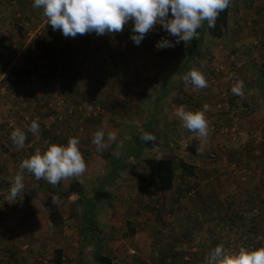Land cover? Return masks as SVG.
Returning a JSON list of instances; mask_svg holds the SVG:
<instances>
[{"label":"rangeland","instance_id":"rangeland-1","mask_svg":"<svg viewBox=\"0 0 264 264\" xmlns=\"http://www.w3.org/2000/svg\"><path fill=\"white\" fill-rule=\"evenodd\" d=\"M13 4L9 3L8 0L3 7H0V15L2 14L0 18L7 17V12L13 14L15 8L12 6ZM31 7L30 5L29 8ZM24 11H22V16H24ZM42 11V8H39L35 14V11L30 9L26 10L25 13H27V16L29 15L28 12L35 14L36 19H34L39 21L36 23L37 25L40 22H45V20L42 21L40 16ZM169 17H171V13H169ZM133 27L134 24L129 22L120 33L97 36L95 32H92V34L95 33L92 38H98L99 44H101V40L105 42L108 38V42L115 39L118 41V45L110 50L109 55L116 62L114 56L117 51L119 52L117 62L125 63L128 60V65L121 66L122 70L117 67H110L109 62H112V60H100L102 53L106 51L104 47L98 48L99 51L92 50L91 53L94 54L88 61H79L87 58L83 57L85 56L82 54L83 51L80 53L75 51L80 35L75 38L65 37L61 31L53 30L51 27L50 31H43L41 34L32 35L27 33L22 39L21 45L15 46L9 45L7 42L6 21L0 23V50L7 54L5 61L7 57L9 58L6 66L12 63L18 65L23 63L25 66L29 65L30 68H33V65H35L37 74L33 76L32 85L37 86L36 83H39V87L35 89L42 93L39 94L38 92L40 98V102H38L35 96L27 97V93L23 88L16 92L14 98L9 93L4 95L6 91L0 92V96H5L6 100L3 98L4 102L8 101L4 104H9V107L5 108L0 114L1 132L3 133L5 129H13L14 126L22 130L23 125L29 126L32 120H37L39 132L36 135L33 134V137H39L38 141L36 140L38 143H36L41 148H47L52 143L66 145L70 137H77L80 141V150L87 163V172L84 175L61 181L57 189L53 190L54 194L59 195L56 200L62 203L63 196L69 193V181L79 180L82 183L83 194L81 196L70 194L71 198L78 197L81 204L77 203L78 199L73 200L71 208H76V206L77 208L74 212H71V217L68 220L66 219L67 221L61 219L50 223L41 215V224H80V228H82L78 239L88 242L92 240L95 242L96 238L94 237L106 232L100 224H127L126 222L143 224L140 231L143 234L146 233L144 237L148 238L147 242H143L144 244L141 242L142 245H139L141 240L131 239L130 242L124 240L121 242L116 241L117 243L104 242L100 246L99 249L103 255L111 256L116 260L125 258L126 261L122 264H148V260L150 264H186L182 255L193 246L198 247L197 253L192 255V260H195L193 264H205L204 257H207L216 247H212L214 244H222L228 252H234L235 249L239 250V248L246 246L249 249L257 248L255 244H257L256 240L258 238L254 239L252 234L248 235L253 236L251 239H242V237L238 239L239 225L237 224L240 223L239 221L235 224H229L230 229L225 227L219 229V226L215 224L218 209L227 212L226 201H236V204H238L240 200L237 197L234 199L235 192L228 190L229 187L233 188L234 184L240 181L235 178H232L231 181L226 174L229 169H233V171L240 170L241 163L235 162L227 168L228 150L231 148L227 145L230 138L228 137L229 132L226 130V122L228 118H231L232 121L234 116L227 117L228 113L226 116L218 115V111L224 106V103L220 100H214L211 87L217 88L218 98L224 99L226 95V92H223L224 80L235 81L239 78L237 75L240 74V69L246 74L244 77L249 78L248 82L256 73H260L261 70L264 72V42L261 43L264 38V0H238V3L233 6L230 12V30L225 37L217 39L205 31L200 46V56L191 62H194V67L198 69H203L205 66L215 69V79L210 78L208 84L210 87L207 86L206 90H194L191 84L190 87L188 85L186 87L184 80H181L183 79L181 76L173 75L171 78L173 80H168V74L173 71V67L178 66L179 62L186 59L185 43L183 41L176 44V37L171 36L162 25L158 24L153 31L147 34L146 39L148 40L146 43L142 41L136 47H132V45L125 47L126 39L133 35ZM109 35L111 36L108 37ZM164 38L172 41L175 46L157 49V43ZM247 39L249 40L247 41ZM256 39L257 45L254 44ZM121 45H123L122 48ZM258 45L263 48L260 53L256 49ZM90 67H94L92 71H96L89 72ZM58 69L62 73L65 72V75H68L71 81L75 79L72 76L73 74H77L78 77L81 76L84 79L90 75L92 77L87 79V83L80 84L77 88L73 87L72 84L67 85L69 92L63 91L64 106L53 109L50 104L55 102L58 94L53 91L52 82ZM95 75L97 77L101 75L100 85L96 87L90 83V79L92 82ZM166 81V88L171 87L166 97L156 107V109L158 107L161 109L155 114L156 129L154 131L157 133V137L150 147L144 149L143 156L139 159H129L135 161L132 167L122 171L116 170L113 179L112 175L109 174L112 170L111 165L109 166L110 155L119 149H123V147L133 150L138 149L140 146H144L145 141L148 142V134L145 135L143 132L141 135L139 132L140 138L138 140H127V144L124 141L131 137L130 133L133 134L128 126L139 127L147 118L150 113L149 110L152 108L150 105L158 99ZM221 82H223L222 86H220ZM29 83L31 85V82ZM86 94L92 98L85 99ZM218 103L222 104L217 107ZM79 104L85 106L82 107L81 112L76 111L72 114H66L68 107ZM205 104L210 106L207 118L210 131L206 138L198 140L194 137L197 133L190 132L182 126L181 120L176 116V110L183 106L185 110L193 111V109L196 110L197 107ZM251 104H253L252 100ZM257 106L264 107L261 104ZM24 113H29L32 119L24 122ZM56 113L62 115L60 120H56ZM78 113L82 116L81 123L78 121L80 116L77 115ZM210 115L214 118L211 119ZM238 115L239 117L234 118V120L238 122L239 119L240 124L242 115L241 113ZM261 118L259 120L262 122L256 126V131L259 130L260 125H262L261 130H264V117ZM10 119L13 120V126L8 128ZM80 126L82 127L81 131ZM99 129L105 130V141L110 144L103 151H97L96 146L92 143L93 135ZM108 131L116 133L115 142L107 141ZM2 133L0 136H2ZM142 135L146 140L141 139ZM257 137L258 135L252 130L249 132L247 139L253 140V144L256 145L254 147L258 151L255 153V157L261 161L258 166H255L257 170L255 174L264 175V144L263 150L260 151L259 147V142L264 143V141L258 140ZM47 138L50 140L49 144L44 142ZM118 144L122 147L117 148ZM10 146H13V144ZM198 146L200 147L199 152H197ZM226 147L229 149L225 150ZM242 151L244 152V150ZM189 152H191V155ZM167 153L187 160L192 159L196 169L193 176L177 180L173 190L163 192L156 187L154 181L150 182L146 175L143 158L149 155H166ZM116 157L114 155L112 160ZM235 158L237 157H233L234 160H236ZM233 159L232 161H234ZM248 167L251 168V166ZM191 190L195 192L191 194ZM209 193L210 196H208ZM212 194H214L213 199L215 200H211L212 205H210V208L206 206L209 212H205L204 204L209 203V200L213 197ZM247 198L252 199V196ZM216 201L220 202L219 208L213 212ZM27 202L29 201L27 200ZM262 203L264 204V196L259 204L252 203L251 205L257 206ZM262 208L264 210V205ZM12 209L15 210L14 207ZM254 209L259 211L258 206L252 208L253 213H255ZM22 212L11 211L7 213L4 209H0V224H2L0 226V250L7 251L6 255L11 256V258L26 253L29 260V254L33 256L31 258L43 255V253L45 255L47 250L39 248L37 244L39 241L34 239L33 235L27 239L26 236L32 231V228L28 227V224H32V219L25 218V220H28V224L27 221L26 224H20L24 218ZM242 215L245 224H251L250 220L252 221V219H247L244 212ZM261 218L259 217L258 224H264V211ZM6 224H15L17 229L19 227L21 229H18L17 232L12 228H8L4 232ZM256 230L262 236V239L259 238L262 241H260L258 247H264V228L257 227ZM72 236L78 237L77 234ZM5 239L6 243L11 240L12 248L6 246ZM227 240L232 244L228 243ZM239 240L243 242L240 243ZM135 242H139V244ZM25 244L27 247H22ZM95 245H80L78 240L75 244H68L66 247L71 255L74 254L73 256L80 257L79 264H97L94 259ZM90 250L92 251L89 254ZM1 252V255L4 254ZM201 252H204V257L199 260L196 256H199ZM206 252L207 256L205 255ZM71 260H66V263L70 264V262H73ZM9 262V264H12L13 260L10 259ZM23 263L27 264L25 261Z\"/></svg>","mask_w":264,"mask_h":264},{"label":"crops","instance_id":"crops-1","mask_svg":"<svg viewBox=\"0 0 264 264\" xmlns=\"http://www.w3.org/2000/svg\"><path fill=\"white\" fill-rule=\"evenodd\" d=\"M5 2L6 1H3V3H0V7H3L5 5ZM13 2H14V0H13ZM27 2L29 3L30 1L27 0ZM31 3H33V1H31ZM31 3H30V5L32 7L31 8L28 7V10H30V9L34 10L35 14H36L38 9L34 8L33 4H31ZM35 14H34V16L32 14V16H33L32 19H34L36 17ZM16 16L18 17L19 13H17ZM229 21H230V14H229ZM229 21H228V30H230ZM25 24H26V22H25ZM228 33H229V31H228ZM25 34L27 35V30H26ZM110 36L111 35H109L108 37H110ZM248 40L249 39H247V41ZM261 43H262V41H261ZM254 44L257 45V39H256V41L254 40ZM256 49H257V52L260 53L263 48L260 45H258V46H256ZM21 51H22V49H21ZM116 53L117 54H115V56H114L116 62H113L111 64L113 66L112 68L125 66L129 63V62H127L128 60L125 63L117 62L119 59L118 58L119 52L116 51ZM19 66L24 68V70L32 71V74L29 76V78L21 75L17 78V80H11V81L5 80V74L8 72L9 66L6 67L2 71V73H0V85H1L0 92L6 91V93L4 95H7L9 93L14 98V97H16L15 96L16 92H19L20 91L19 89L23 88L27 93L26 94L27 97H31V96L34 97L35 96V99L38 102H40L38 92H39V94H42V93L40 91H38V89H35L36 87H39L40 84L36 83L37 86L32 85L33 84L32 81H34L33 76H36V74H37L36 67H34L35 65H33V68H30L29 65L25 66V64H23V63ZM72 76H73V78H75L74 81H71V78H69L68 75H65V72H63V79H64V82L66 85V89H67L66 91L67 92H69L68 91L69 88L67 85L72 84L73 87L77 88L80 84L82 85V84L87 83L88 78L84 79L81 76L78 77L77 74H73ZM237 76H239V78L235 79V81L234 80H227V81L224 80L225 86H224L223 92H226L224 99L227 101L231 100L232 102H234L233 108L228 104V110H229L228 114L229 115L227 117H229V116H234V117H233L232 121H231V118L230 119L228 118L227 122H226V130L229 132L228 137L230 138L229 139L230 144L227 143V145H228V147L231 148L230 150H228L229 148H227V147L225 149V150L229 151V153H228L229 155L227 156L228 162H226V164L228 163L227 168H229V165L232 166L235 162H239L241 164H246L248 166L256 168L255 166L256 165L258 166V163L259 162L261 163V161L256 159V157H255V155H256L255 153L258 152L256 150V148L254 147L256 145L253 144V142H252L253 140L252 141L248 140L247 137L249 136V132L254 130L255 134L258 135V137H257L258 140L264 141V130H261L262 125H260L259 130H257V131L255 130L256 126L262 122L259 119H262L261 117H264V111H263L264 107H258L257 106L258 104H261L262 106L264 105V90L261 91V89L259 88V85H258L260 77H264V75L262 76L261 74L256 73L253 76V78H250V82H248L249 78L244 77V76H246V74L244 73V71L242 72V69H240V74H238ZM230 81H234V82H230ZM239 81L243 82V94L242 95H235L232 93L231 89H232L233 85ZM29 82H31V85ZM260 84H262V81L260 82ZM222 85H223V82H221L220 86H222ZM211 89L213 90L212 95L214 97V100H219L220 97L218 98V95L216 94V90H218V89L214 88V87H211ZM79 90H80V88H79ZM22 93H24V92L22 91ZM4 95L0 96V114L4 111L5 108L9 107V104H4V103H8V101L4 102V100H3V98L5 99ZM72 99L74 100V98H72ZM251 100H252L253 104H251ZM244 102H248L249 105L251 106V109H249V111H247V112H242L244 110V105H245ZM67 113L68 112L66 111V114ZM240 113L242 115V119H241V122L239 124V119H238V122H236L234 120V118H238L239 117L238 114H240ZM24 115H29V113H24L23 116ZM210 117H211V119L214 118V116H211V115H210ZM12 121L13 120L10 119L11 124H10V122L8 123V128L13 126ZM28 127L29 126H27V125L26 126L23 125V129L21 128L27 137V139L25 140V143H24V147L21 149H17V146L11 140V133L15 129H17L16 126H14L13 129L12 128L5 129V131L3 133L1 132V129H0V134L2 133V136H0L2 138V140L0 141V209L1 208L4 209L7 213H10L11 211L12 212L13 211H15V212L16 211L17 212L23 211L22 213L24 214V218L22 219V222L20 224H26V221L28 224V220H25V218H28V219L31 218L32 224L31 223L28 224V227L32 228V231L26 237H27V239H29L31 237V235H33L34 239L39 241L37 243L39 245V248L47 250V253L45 255H44V253H43V255L42 254L38 255L35 258H31L33 256L31 254H29V257H30V260H29L27 258L26 253H24L22 255L20 254V256H17V257L14 256L13 258H11V256L6 255L7 251L4 252L3 250H0L4 253L2 255L0 254V264H5V262H7L6 264H9L10 259L13 260L12 264H24L23 261H25L27 264H33V263L34 264H54L55 258L58 257L56 254L57 249H61V251H62L60 264H67L66 260L68 261L70 259H72L71 261H73V262H70V264H77V263L79 264L80 263L79 262L80 257L77 255L73 256L74 254L71 255V253L67 251L68 248L66 247V245H68V244L69 245L75 244L78 240L80 241V245L88 244L89 246L92 244L95 245L97 243H100V244H97V246L98 245L102 246L104 244V242H106V243H113V242L117 243V242H121L123 240L126 242H130L131 239H134L135 241L141 240L140 244H139V242H135V243L142 245L141 242L143 243V242L148 241V238L144 237V235L146 233L143 234L140 231L143 228V224H100L101 228L106 230V232L105 233L102 232L100 234V236L94 237V238H96L95 242H94V240L88 242L86 240L83 241L81 239H78L79 234H80V224H41V222H40V221H42L41 215H43L46 218V220H48L50 222V220L48 219V215L54 211H57L60 213L62 220H64V221L66 219L68 220V218L71 217V212H74L77 208V206H76V208H71V203L75 199H78L77 203H80V201H79L78 197L77 198H71V194H70L71 192L69 191V184L73 180L69 181V184H68V192L69 193H67L68 195L63 196V202L60 203L56 200L57 198H59V195L54 194L55 192L53 191V190L57 189V187L59 186L60 183L58 185H52V184H49L45 180H37L35 178V176L32 175L31 173H29L26 169L23 172H21L20 163L24 159L29 158L31 155L35 154V152L37 150L43 152L47 149L45 147L41 148L39 146V144H37L39 137L34 138L33 133L28 131ZM44 142L46 144L47 143L49 144L50 143L49 138L44 140ZM12 144H13V146H10ZM263 144L264 143L259 142L260 151L263 150ZM213 145H215V144H213ZM238 148H239V150H238ZM242 150H244V152ZM240 151H241V153H240ZM189 153L191 155V152H189ZM194 156H195V154H194ZM212 156H214V155H212ZM235 156L237 157V158H235L237 161L233 159V157H235ZM232 159L234 161H232ZM192 162H193V160H192ZM263 167H264V164H263ZM18 173L21 174L24 178V185H25L24 190L15 198L14 202H9V201H7V197H8L9 191H10V187H11L12 183L14 182L15 176ZM226 175H228L230 177L229 180H231L232 178H235L236 180L240 181V182H237L234 184L235 188L229 187L228 190L233 192V193L235 192L236 195L233 196L234 199H235V197L240 198V200L238 201V204L242 206L243 212L246 211V207H247L246 204L247 203L250 205L252 203L253 204H259V201L264 196V179H263L264 175L253 174L256 176L252 175L246 181H242L239 178L238 174H234L230 171ZM69 179H67V180H69ZM67 180H63V181H67ZM77 181L80 182L79 180H77ZM81 184L82 183L80 182V185ZM213 195L214 194H212L211 196H213ZM208 196H210V193L208 194ZM249 196H252V199L247 198ZM53 198H55V203L53 202ZM27 200L29 202H27ZM209 203H210V200H209ZM80 204H79V207L81 209ZM257 206H259V205H257ZM257 206H253V207L255 208ZM12 207H14L15 210L12 209ZM51 208H53V210H51ZM254 211H256V209H254ZM46 220H44V221H46ZM50 223H52V222H50ZM1 225L2 224H0V226ZM237 225H239V227H238L239 228L238 229L239 230L238 239L241 237H242V239H251L253 236H254V239L260 238V237L262 239V236L258 234V231L256 229H257V227L264 228V224H237ZM8 228H12V229L16 230L17 232H18V229H21L20 227L17 229L15 224H6L4 226V232ZM134 229L136 230V232L132 235L130 233V230H132L134 232ZM74 234H77L78 237L72 236ZM250 234H252L253 236H248ZM125 235H126V237H125ZM239 235H240V237H239ZM247 237H249V238H247ZM5 241H6V239L4 240V242ZM238 242L241 243L243 241L239 240ZM228 243H230V242L228 241ZM6 244H7L6 246L8 248H12L11 240H10V242H7ZM230 244H232V243H230ZM215 246H217V244H214L212 247H215ZM22 247H27V245L25 244ZM8 250L10 251V249H8ZM91 251L92 250L89 251V254ZM237 251H238V249L237 250L235 249L234 252H237ZM203 254H204V252H201L199 256H196V258L201 260L202 257H204ZM205 255L206 256L208 255L207 252ZM115 260H116L115 258H112L111 263L122 264V263H124V261H126L125 258H122V260H116V262L114 263Z\"/></svg>","mask_w":264,"mask_h":264},{"label":"clouds","instance_id":"clouds-1","mask_svg":"<svg viewBox=\"0 0 264 264\" xmlns=\"http://www.w3.org/2000/svg\"><path fill=\"white\" fill-rule=\"evenodd\" d=\"M231 0H34V8H42L47 23L53 30H59L65 37L75 38L95 32L97 35L116 34L124 30L132 22L133 35L131 39L138 46L145 36L156 26L162 27L171 36L176 37L175 43L183 41L187 44L197 35V30L205 22L208 27H214L219 14L227 9ZM171 13V17H169ZM172 41L161 39L157 49L174 47ZM187 87L191 84L196 89L208 86L205 74L193 68L184 76ZM235 95L243 94V82L239 81L231 89ZM210 106L205 104L203 109L190 111L180 106L176 116L181 120L182 126L197 133L198 140L209 135V121L206 112ZM28 131L34 135L39 132L37 120H32ZM105 130H97L92 143L97 151H103L110 144L105 141ZM145 137L142 135L141 139ZM26 134L19 128L11 133V140L17 149L24 147ZM107 141L115 142L116 133L107 132ZM79 139L70 137L66 145L52 143L43 152L37 150L35 154L20 163V170L25 169L35 176L37 180H45L49 184L58 185L69 178L80 177L87 172V163L79 147ZM122 147L118 144L117 148ZM200 151L198 146L197 152ZM120 155L119 151L113 153ZM24 178L17 174L10 187L7 201L14 202L15 198L24 190ZM55 203V198H53ZM205 264H264V247L244 248L237 252H228L224 246L217 245L205 257Z\"/></svg>","mask_w":264,"mask_h":264},{"label":"trees","instance_id":"trees-1","mask_svg":"<svg viewBox=\"0 0 264 264\" xmlns=\"http://www.w3.org/2000/svg\"><path fill=\"white\" fill-rule=\"evenodd\" d=\"M3 1H8V0H0V3H3ZM30 1L29 3H31V1L34 2V0H28ZM9 3H14L12 6L15 7L13 10V14H10L7 12V17L5 18H0V23H3L6 21V26H7V42L9 43V45H21V41L22 39L25 37V33L26 30L28 29V27L26 26L25 22H28L29 25L34 26L37 22H39L38 20H34L32 19V17L34 16V14L32 12H28L29 15L27 16L25 13L26 10H28L29 7V3L27 2V0H9ZM238 3V0H231V4L230 6L225 9L224 11H222L216 22H215V26L214 27H208L207 22L204 23V25L199 28L197 30V35L195 38H193L191 41H189L187 44H185V54H186V59L183 62H179L178 66H174L173 67V71L170 72L169 78L168 80H173L171 79L173 77V75L176 76H181L183 77L189 70L196 68L194 67V62H191L192 60H195L197 57L200 56V46L203 42V36L205 34V31L207 33H209L212 37L217 38V39H221L223 37H225V35L228 33V21H229V14L233 8L234 5H236ZM32 4V3H31ZM25 9V11H24ZM39 9V8H37ZM22 11H24V16H22ZM19 13V16L16 17V14ZM15 14V15H14ZM33 14V16H32ZM27 16V17H26ZM41 18L44 17L43 15V11L40 13ZM36 18V17H35ZM3 19V20H2ZM41 21V20H40ZM8 22V23H7ZM95 34V33H94ZM92 33L90 34H85V35H80L79 40H78V44L77 46H75V51L77 52H82L83 51V57H87L86 59H82L79 60L81 62H86L88 61V59H91L93 54L91 53L92 50H97L99 51V49H101L102 47H104V49H106L105 52L107 53H102L101 61L105 60H112V62H109V66L113 67L111 65V63H113V58L111 55H109L110 49L107 48L108 47V40H106L105 42H103L101 40V44H99L100 42L98 41L99 39L97 38H92V36L94 35ZM147 35L145 36V38L142 40L145 43L147 42L148 39H146ZM141 41V42H142ZM262 42H264V38L262 39ZM105 43V44H104ZM124 43V42H123ZM125 47L131 46L128 45L127 42L124 43ZM128 45V46H127ZM123 46V45H121ZM136 47L137 45L135 43H133L132 47ZM90 47V48H89ZM148 47V46H147ZM99 48V49H98ZM122 48V47H121ZM64 50V49H63ZM104 54H107L106 56H104ZM91 55V57H90ZM4 56V57H3ZM7 56V54L5 52H3L2 50H0V72H2L5 67H8V72L5 74V80H17V78L21 75H23L24 77L29 78V76L32 74V71L30 70H24V68L20 67L18 64H9L8 66L7 63L9 62V58H6L5 61V57ZM4 59V60H3ZM4 61V62H2ZM128 65V64H127ZM264 66V65H263ZM36 67V66H35ZM92 68L94 67H90L89 72H95L96 70L92 71ZM118 69H122L121 67H117ZM200 71H202L207 80H208V84L210 83V78L215 79V69H211L208 66H205L203 69H198ZM63 74V73H62ZM99 74H101V72H99ZM257 74H261L262 76L264 75L263 70L260 71V73L258 72ZM211 75V76H210ZM92 76L90 75L88 78H91ZM26 78V79H27ZM62 78V91L67 90L66 89V85L63 79V75H61ZM94 82L90 79V83H92V85L94 87L100 85L101 82V75H99L97 77V75H95L93 77ZM167 80V81H168ZM183 80V79H181ZM167 81L164 83V86L161 90V94L159 95L158 99H156L153 104H151L150 106L152 107L151 110H149V115L147 116L146 119H144V121L141 123V125L139 127L134 126V125H129L128 127L130 128L131 132L130 135L131 137L129 139H126V144H127V140H138V138H140L141 133H145V135L148 134L149 139L147 140L148 142L145 141L144 146H140V148L138 149H129L126 147H123V149H119L118 151L120 152V155L117 156L116 158L112 157L114 156V154L110 155V160H109V166L111 165L112 170L110 171L109 174L112 175L113 179L115 178V171L116 170H125L126 168L132 167V165L135 163V161H131L132 158L133 159H139L141 156H143L144 153V149L146 147H150V145H152V143L154 142L155 138L157 137V133L154 131L156 129V125H155V114L157 111H161L160 107H157V105L159 104V102L161 100L164 99V97H166L169 88H166V83ZM262 81V84H260V82ZM105 83V82H104ZM108 83V81H107ZM259 88L261 89V91L264 90V77H260L259 80ZM188 86L190 87V84H188ZM209 86V85H208ZM191 87L194 90H198L196 88H194L192 85ZM203 90H206V88H203ZM86 98H92L89 97L88 94H86ZM220 102H222V98H219ZM217 100V101H219ZM229 105L233 108L234 107V102H232L231 100L228 101ZM93 104V103H92ZM244 110L242 112H247L249 111V109H251V106L249 105L248 102H244ZM214 107V106H213ZM203 109V106H199L196 108V110H201ZM195 109H193V111H196ZM229 113V110L224 109V107H221V109L218 111V115L222 114L225 115ZM209 114V112H208ZM208 114L206 112V116L208 118ZM158 127V126H157ZM140 132V135H139ZM143 140H146L145 138ZM125 144V143H124ZM131 158V160H129ZM143 163L145 165L146 168V175L148 176L150 182L154 181L156 184V187L163 192H167V191H171L173 190L174 186H175V182L179 179H184V178H188L194 175L195 173V169L196 166L195 164L192 162V159L187 160L186 158H180L177 155L171 154V153H167L166 155H149V156H145L143 158ZM239 163V162H238ZM69 191L71 192V194L73 195H78L81 196V194H83V189H82V185H80V182L78 181H72L69 184ZM195 191L191 190V194H193ZM214 197H212L210 199L211 200H215L213 199ZM219 201H216L215 203V207L211 210H213V212L215 210H217L219 208ZM227 203V212H223L222 209H218V215H217V220L216 223L218 226H225L227 224H235L238 223L237 221H239V224H245L244 221V216L242 215L243 211H242V206L239 204H236V202H232V201H226ZM235 203V204H234ZM233 204V205H232ZM204 210L205 212H209L207 210V207L210 208V205H212V201L211 203H205L204 204ZM247 206H249L250 208L246 207V211L244 212L247 216V219H252V221L250 220L251 224H258V219L259 217L261 218L263 216V203L261 205L258 206V209L255 211V213H253L252 210V206L250 204H246ZM218 206V207H216ZM261 206V207H260ZM212 208V207H211ZM230 208V209H228ZM84 215V213H83ZM169 215V214H167ZM48 219L50 220V222H57L61 220V215L59 212L54 211L51 212L48 215ZM262 220V218L260 219V221ZM83 221V218H82ZM127 224H131L130 222H126ZM82 224V223H81ZM82 228V227H81ZM81 228H80V232H81ZM136 232V230L134 229V232L132 230H130V233L133 235ZM126 237V235H125ZM261 239V237H260ZM260 239H257L255 246L257 245V248L260 241ZM99 240V239H98ZM97 243V242H96ZM100 244V243H97ZM97 244L95 245V249H94V259L97 262V264H111L112 262V258L106 255H103L101 250L99 249L100 246ZM254 247V245H253ZM244 248H249L244 247ZM252 248V247H250ZM240 249V248H239ZM56 254H57V258H55L54 260V264H60L61 263V254L62 251L61 249H57L56 250ZM154 256V255H153ZM156 257V256H155ZM151 260V259H150ZM152 261V260H151Z\"/></svg>","mask_w":264,"mask_h":264},{"label":"built area","instance_id":"built-area-1","mask_svg":"<svg viewBox=\"0 0 264 264\" xmlns=\"http://www.w3.org/2000/svg\"><path fill=\"white\" fill-rule=\"evenodd\" d=\"M44 20H45V22H40L39 24H37V25L35 24L34 26H30L29 23L26 22V26L28 27L27 33L35 35V34H41L43 31H50L52 29L50 24L47 23V19L45 17L42 18V21H44ZM95 35H97V34H95ZM126 42H127L128 45H133V43H134V41L131 39V36H129L126 39ZM117 45H118V41L115 39V40H112V41L109 42L107 48H109L111 50V49L115 48ZM104 53H107V52H104ZM106 55L107 54H104V56H106ZM61 75H62V71H60V69H58L56 71V74L54 75L53 82H52V86H53L52 89H53V91H55L58 94V96L55 99V102L53 104L52 103L50 104V106H52L53 109H59V108L64 106V100L65 99H64V94H63V91H62V78H61ZM85 99H88V98L85 97ZM222 102L224 103L223 104L224 106H222V107H224V109L228 110V104H229L228 101L223 99ZM220 104H222V103H218L217 107H219ZM82 107L84 108L85 106L82 105V104L72 105V106L67 108V112L70 113V114L75 113L76 111L77 112H81ZM77 115L78 116L80 115L78 121H80V123H81L82 122V116L79 113ZM55 118H56V120H60L62 118V115H58V113H56L55 114ZM30 119H32V118L29 115H24L23 116L24 122H28V121H30ZM10 124H11V122H10ZM79 129L81 131L82 127L80 126ZM240 167H239L240 170H237V171L234 170L233 171V169H229V171L234 173V174H238L239 178L242 181L248 180L253 174H255L257 172L256 168H253V167L250 168V167H248L245 164H241ZM224 227L226 229H230L231 228V226H229V224L225 225V226H219L218 228L220 229V228H224ZM197 251H198V247L197 246L196 247L195 246L191 247L188 251L186 250V252L182 255L183 256V261L186 264L187 263L188 264H193L195 262V260L194 259L192 260V258H193L192 255L194 253H197ZM148 264H150L149 260H148Z\"/></svg>","mask_w":264,"mask_h":264}]
</instances>
